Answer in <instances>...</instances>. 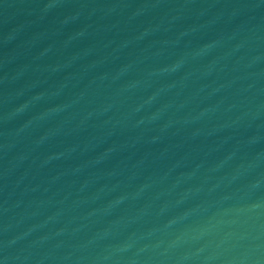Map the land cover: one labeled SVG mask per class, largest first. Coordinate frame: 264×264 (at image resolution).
<instances>
[{"label": "water", "instance_id": "obj_1", "mask_svg": "<svg viewBox=\"0 0 264 264\" xmlns=\"http://www.w3.org/2000/svg\"><path fill=\"white\" fill-rule=\"evenodd\" d=\"M0 264H264V0H0Z\"/></svg>", "mask_w": 264, "mask_h": 264}]
</instances>
